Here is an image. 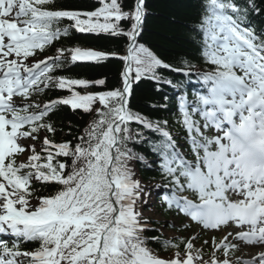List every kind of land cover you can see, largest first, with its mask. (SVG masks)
<instances>
[{"label":"snow or ice","instance_id":"6c2138e0","mask_svg":"<svg viewBox=\"0 0 264 264\" xmlns=\"http://www.w3.org/2000/svg\"><path fill=\"white\" fill-rule=\"evenodd\" d=\"M184 10L187 55L211 71L141 43L150 17L168 28ZM147 82L174 90L142 107L170 111L174 99L176 131L133 110ZM60 108L92 119L72 136L51 119ZM136 163L165 182L145 185ZM150 203L175 218L146 217ZM164 227L187 234L164 239ZM0 264H264V0H0Z\"/></svg>","mask_w":264,"mask_h":264},{"label":"trees","instance_id":"16d2710c","mask_svg":"<svg viewBox=\"0 0 264 264\" xmlns=\"http://www.w3.org/2000/svg\"><path fill=\"white\" fill-rule=\"evenodd\" d=\"M88 2H92V0H88ZM131 2V0H129ZM152 11H159L158 9H151ZM184 16L176 17L180 20V24L171 25L168 28L162 27V22L158 21L157 17H150L147 28L143 34V38L141 43H145L148 47L152 48V50L160 56L162 60L166 63L171 64L173 67H183V60H191L192 63L196 65L195 68L192 69L193 72L197 71H211V66L204 63L202 60L195 59L192 56L187 55L191 50V46L187 43L185 32L187 29L182 28V25L185 23H191V21L187 20L185 17L187 15L188 10H184ZM67 44V41H64ZM75 44H79L84 47H98L100 44L105 43L104 41L97 42L94 37L89 36L87 34H78V39L73 41ZM49 55L52 53L49 52ZM121 65L119 61H112L108 68L104 71L107 73L109 79L107 81L108 86L112 87L115 85L117 74ZM75 71L83 72L85 74H89L87 69H75ZM165 79H171L173 83L177 81L187 83L188 77L183 75L171 72L169 70H162L161 73ZM195 80V77H192ZM142 87L145 89L144 93L139 91L135 92L132 99L131 104L133 106V110L143 111L145 114L152 112L151 109L142 107L145 103H153L154 101L160 100L163 93H166L170 98L173 97V89L168 86H163V93L157 94L155 92V85L147 82ZM58 95H67L66 92H50L47 98H56ZM189 97L193 99L191 88H189ZM175 100L171 99L168 103V108L170 111H159L152 112L153 118L159 116L163 119H167L170 122L171 130L176 131L177 126L175 121L179 118V113L177 109L174 107ZM53 121L56 122V126L58 128H62L64 133L69 131L67 127L69 124L71 125L72 136H76L80 134L81 129H83L88 121L92 119L88 114L83 113L82 111L72 112L68 108H60L56 111V113L51 117ZM132 128L135 130V125H132ZM72 136H68V139H72ZM59 139V137H57ZM137 151L146 152L145 148L137 147ZM154 157L148 155V160L151 161ZM137 170L138 177L142 179V183L149 184H162L164 183V179L158 171H153L150 169H146L142 164L136 163L133 165ZM39 188V185H36ZM57 189L54 187L45 186L40 189V191L44 193L55 192ZM155 196V192L153 193ZM156 197V196H155ZM144 209H150V206L144 207ZM169 215V214H167ZM159 224L154 225L157 227ZM147 236L151 237L154 233L148 232ZM164 238V237H163ZM165 239V238H164ZM148 246L156 251L158 254H168V251L161 250L160 245L154 242H149ZM39 247L38 242H27L23 245L25 250H32Z\"/></svg>","mask_w":264,"mask_h":264},{"label":"rangeland","instance_id":"374dc122","mask_svg":"<svg viewBox=\"0 0 264 264\" xmlns=\"http://www.w3.org/2000/svg\"><path fill=\"white\" fill-rule=\"evenodd\" d=\"M37 146H39V144L37 145ZM144 215L146 216V217H151V218H154V217H156V218H162V216L161 215H159V214H157L156 212H154V211H151V212H144ZM175 217L174 216H172V217H170V218H168V220H173ZM176 223L177 224H179V220H176ZM166 227H164L163 229H162V231H163V234L166 236V237H171V236H174V235H179L180 233L177 231V229H175V228H172V227H170V229L169 230H166L165 229ZM195 229H193L192 231H194ZM182 233V232H181ZM183 234V233H182ZM187 233L185 232V235H186ZM213 233H205L203 236H201L200 237V241H198L197 242V247H199V244L200 243H202L203 242V240H206V239H209V236L210 235H212ZM215 235H217V236H219L220 234L219 233H214ZM205 251L207 252V251H210V249H208V248H206L205 249ZM237 256H239V255H241L239 252L236 254Z\"/></svg>","mask_w":264,"mask_h":264},{"label":"bare ground","instance_id":"6f19581e","mask_svg":"<svg viewBox=\"0 0 264 264\" xmlns=\"http://www.w3.org/2000/svg\"><path fill=\"white\" fill-rule=\"evenodd\" d=\"M256 251H258L257 249H246L245 250V255H244V258L245 259H247V258H249V256H248V253H251V254H255L256 253ZM241 254V253H240Z\"/></svg>","mask_w":264,"mask_h":264}]
</instances>
